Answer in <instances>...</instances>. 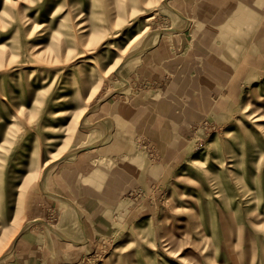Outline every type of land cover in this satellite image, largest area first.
<instances>
[{"label":"rangeland","instance_id":"1","mask_svg":"<svg viewBox=\"0 0 264 264\" xmlns=\"http://www.w3.org/2000/svg\"><path fill=\"white\" fill-rule=\"evenodd\" d=\"M22 235L264 264V0H0V264Z\"/></svg>","mask_w":264,"mask_h":264},{"label":"crops","instance_id":"2","mask_svg":"<svg viewBox=\"0 0 264 264\" xmlns=\"http://www.w3.org/2000/svg\"><path fill=\"white\" fill-rule=\"evenodd\" d=\"M38 242L39 241L35 236L31 238H29L27 235L20 236L16 240L15 248H14V257L17 259V261L10 264H63L64 263L65 256H68L66 250H61V248H58L57 249L58 251L55 250L52 251L53 253H51L42 243H38ZM61 243L67 245L70 244V242L65 240H62ZM22 254H26V255H22Z\"/></svg>","mask_w":264,"mask_h":264},{"label":"bare ground","instance_id":"3","mask_svg":"<svg viewBox=\"0 0 264 264\" xmlns=\"http://www.w3.org/2000/svg\"><path fill=\"white\" fill-rule=\"evenodd\" d=\"M187 22V21H186ZM185 22V23H186ZM186 26V25H185ZM178 30H180V29H177L176 28V26H171V27H169L168 28V31H170V32H172V33H175L176 31H178ZM161 32L159 31V34H160ZM144 42V40H142V42L141 43H143ZM146 44H144L143 43V45H140L143 49L144 48H147L148 46H152V44L150 45V44H148V42H145ZM139 46V47H140ZM141 52V51H140ZM139 52V53H140ZM49 195H50V193H49ZM27 227V225H25L24 226V228H26ZM63 228H62V232L61 233H59V232H55L59 237H61L62 239H66V240H70V241H72V242H74V243H77L78 241H76L75 240V233H74V231L75 230H73L72 228H70V227H68L67 225H63L62 226ZM10 246H11V244H9V246H8V249L10 248Z\"/></svg>","mask_w":264,"mask_h":264},{"label":"built area","instance_id":"4","mask_svg":"<svg viewBox=\"0 0 264 264\" xmlns=\"http://www.w3.org/2000/svg\"><path fill=\"white\" fill-rule=\"evenodd\" d=\"M157 189H158V188L156 187L155 191H157ZM131 194H132V193H129V196H130Z\"/></svg>","mask_w":264,"mask_h":264},{"label":"water","instance_id":"5","mask_svg":"<svg viewBox=\"0 0 264 264\" xmlns=\"http://www.w3.org/2000/svg\"><path fill=\"white\" fill-rule=\"evenodd\" d=\"M70 243H72V242H70Z\"/></svg>","mask_w":264,"mask_h":264}]
</instances>
